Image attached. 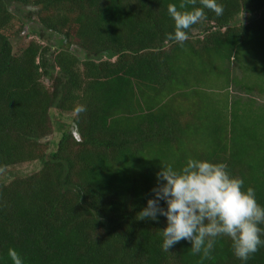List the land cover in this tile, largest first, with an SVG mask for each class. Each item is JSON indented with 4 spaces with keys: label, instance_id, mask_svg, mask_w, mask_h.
I'll list each match as a JSON object with an SVG mask.
<instances>
[{
    "label": "trees",
    "instance_id": "trees-1",
    "mask_svg": "<svg viewBox=\"0 0 264 264\" xmlns=\"http://www.w3.org/2000/svg\"><path fill=\"white\" fill-rule=\"evenodd\" d=\"M180 2L0 0V172L40 162L0 180V264L9 248L23 264H264V246L242 261L226 236L209 259L165 251L166 218H136L160 168L189 158L225 163L264 206V0H217L183 46L168 39ZM13 4L39 27L18 53ZM52 109L71 125L49 151Z\"/></svg>",
    "mask_w": 264,
    "mask_h": 264
},
{
    "label": "clouds",
    "instance_id": "clouds-1",
    "mask_svg": "<svg viewBox=\"0 0 264 264\" xmlns=\"http://www.w3.org/2000/svg\"><path fill=\"white\" fill-rule=\"evenodd\" d=\"M199 4L197 7V0H181L178 6L167 5L174 22L168 39L183 46L188 40L186 30L207 18L205 9L217 16L224 12L217 0H199ZM156 180L152 197L147 198L136 218H166V226L160 229L165 251L184 240L190 243L193 254L209 259L217 238L226 236L234 255L247 261L264 246V206L257 202L253 188L245 190L244 181L230 175L225 163L189 158L179 169L172 165L160 168ZM7 254L12 264H23L15 249L9 248Z\"/></svg>",
    "mask_w": 264,
    "mask_h": 264
},
{
    "label": "rangeland",
    "instance_id": "rangeland-1",
    "mask_svg": "<svg viewBox=\"0 0 264 264\" xmlns=\"http://www.w3.org/2000/svg\"><path fill=\"white\" fill-rule=\"evenodd\" d=\"M12 10L14 11V19L9 28L10 31L16 32V35L11 39L13 51L18 53L31 39H37L38 25L36 22V17H28L27 12L30 7H24L21 5H12ZM45 43L50 44L52 48L56 47L57 36L51 33L45 34ZM43 83L46 86L50 85V80L48 78H43ZM53 119V133L49 137L48 150L52 151L55 149L56 142L62 132L60 125L64 124L65 127L71 125V115L61 114L55 109L51 110ZM40 167V162L38 160L28 161L4 168L0 172V180L2 183H7L12 178L17 176H24L35 172Z\"/></svg>",
    "mask_w": 264,
    "mask_h": 264
}]
</instances>
